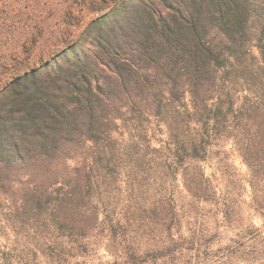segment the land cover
<instances>
[{
    "label": "trees",
    "instance_id": "obj_1",
    "mask_svg": "<svg viewBox=\"0 0 264 264\" xmlns=\"http://www.w3.org/2000/svg\"><path fill=\"white\" fill-rule=\"evenodd\" d=\"M0 71V197L23 177L53 236L35 256L80 264L104 236L103 264H190L222 226L220 264L262 255L228 180L264 223V0H0Z\"/></svg>",
    "mask_w": 264,
    "mask_h": 264
},
{
    "label": "rangeland",
    "instance_id": "obj_2",
    "mask_svg": "<svg viewBox=\"0 0 264 264\" xmlns=\"http://www.w3.org/2000/svg\"><path fill=\"white\" fill-rule=\"evenodd\" d=\"M38 59H31L28 63L24 64L22 68L18 71L21 73L24 70H28L33 65H39ZM29 66V68H28ZM17 71V72H18ZM2 72V71H0ZM16 72H8L6 75L5 72L0 75V89L6 85V82L14 76ZM233 162L238 170L245 175L247 173V168L237 154H233L232 156ZM66 164V165H65ZM85 165V160L83 157L76 158L71 162H66L64 165L58 166L55 172L60 171V176H63V167L68 168H81ZM208 173L211 174L213 172L212 167H207ZM69 169V170H70ZM21 178L17 177L11 180V191L7 195H3L0 197V247L1 249H7L10 251V257L14 261H32L35 260L38 264H48L46 260L40 257L39 253H35L43 243V240L46 241L44 235L51 237L52 234L49 232L48 228L45 226L47 221H44L45 215L42 212H34L26 209H21L19 207L21 205V197L23 194V190L25 188V184L21 183ZM22 180H28V178H24ZM216 183L220 184L221 189L223 188L222 180H215ZM229 182H233L235 184L236 190L233 191L234 201L236 203L238 214L241 217V225L244 226L251 222V220L261 229L264 235V223L261 217L257 214L256 211L250 209L249 203L251 202V188L248 180H228ZM226 180L224 181V183ZM113 197H117L115 191L111 193ZM102 195H105L104 193ZM106 196V195H105ZM210 225V229L215 226L212 223H207ZM221 232L224 234L222 236V242H214L212 246H210L209 251L201 249L198 252L193 250L192 253L186 252L187 258L184 261H191L190 264H220L218 258L216 256V250L218 246H227L232 244L230 239L235 237V232L232 229H228L227 227L222 226ZM53 237V236H52ZM96 245H91L90 251H86V253L82 254V256L78 257V262L80 264H103L108 261H112L113 257L108 252L106 248L105 242L106 237L97 236ZM51 240V238H49ZM136 239L140 244H148L150 242L145 234V229L142 228L136 234ZM69 239H65V245L67 247V242ZM221 240V239H220ZM92 243L95 242V239L91 240ZM153 244V242H150ZM258 250L262 254L258 256L253 261H239L234 264H264V243L259 244ZM34 255V256H33ZM252 259V258H251ZM156 264H163L162 262ZM189 264V263H188Z\"/></svg>",
    "mask_w": 264,
    "mask_h": 264
}]
</instances>
